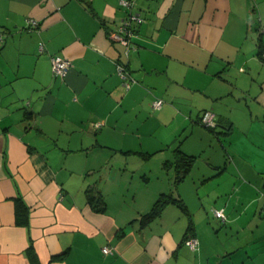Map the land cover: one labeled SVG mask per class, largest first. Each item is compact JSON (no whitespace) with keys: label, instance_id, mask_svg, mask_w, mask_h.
<instances>
[{"label":"crops","instance_id":"crops-1","mask_svg":"<svg viewBox=\"0 0 264 264\" xmlns=\"http://www.w3.org/2000/svg\"><path fill=\"white\" fill-rule=\"evenodd\" d=\"M121 1L0 0V264H264V0H137L127 56ZM177 151L207 162L175 183ZM215 178L223 204L191 213ZM161 195L184 209L141 225Z\"/></svg>","mask_w":264,"mask_h":264},{"label":"built area","instance_id":"built-area-1","mask_svg":"<svg viewBox=\"0 0 264 264\" xmlns=\"http://www.w3.org/2000/svg\"><path fill=\"white\" fill-rule=\"evenodd\" d=\"M136 1L137 0H122L120 2L121 6L125 9L129 10L128 15L125 19L116 27L115 31H113L110 34L111 40L113 42L119 43L122 45L125 49V55H128V52L132 45V40L136 36V28L135 25L141 24L143 22V18L136 13H133L132 9L136 7ZM29 27L28 29H35L38 27V22L35 20H29L28 21ZM0 40H2V36H0ZM42 49V46L40 45V48ZM51 65H52V76L59 80H64L67 76V73L71 67L68 60L65 58L59 56V55H53L51 57ZM118 72L123 81L125 82L126 88H129L131 85V82L128 81L130 75L128 71L126 70V67L123 65H119ZM134 82V81H132ZM130 84V85H129ZM163 102L161 100H156L152 104V108L154 110H159L162 106ZM216 117L210 112H205L200 122L207 128H213L216 125ZM96 128L100 127V124L95 125ZM213 215L217 218L223 221L224 214L222 210H212ZM188 246L191 247V249L196 248V241H194L192 238L186 240L185 242ZM103 254H110V248L104 247L102 249Z\"/></svg>","mask_w":264,"mask_h":264},{"label":"trees","instance_id":"trees-1","mask_svg":"<svg viewBox=\"0 0 264 264\" xmlns=\"http://www.w3.org/2000/svg\"><path fill=\"white\" fill-rule=\"evenodd\" d=\"M259 56L261 59H264V51H261L259 53ZM217 124V119L215 120ZM216 126V125H215ZM213 129V128H212ZM195 157L189 156L187 154H184L180 151H177L175 155V164H174V172H175V177L174 181L175 183L180 182L183 180L185 175L188 173L190 167L194 163ZM90 199L96 200L97 196H92ZM99 200L97 204L101 205V199ZM168 204H176L184 209V205L181 200L173 198L171 195H161L153 204L151 210L146 213L145 215H142L140 218V224L141 225H146L149 222H151L153 219L158 217L162 210L167 206ZM15 205H16V213H17V223L18 224H27L28 223V216H27V209L24 203L20 198L15 199ZM102 209V208H101ZM193 229L191 224H188L187 231L184 235V241L190 239L193 237Z\"/></svg>","mask_w":264,"mask_h":264},{"label":"rangeland","instance_id":"rangeland-1","mask_svg":"<svg viewBox=\"0 0 264 264\" xmlns=\"http://www.w3.org/2000/svg\"><path fill=\"white\" fill-rule=\"evenodd\" d=\"M205 152H206L205 154H209L208 151H205ZM186 154H188V153H186ZM221 158L224 159V161H227L226 160L227 158H226V155H225L224 152H223V155H222ZM195 159H196V161L194 163L195 166H194V168L192 170V174L188 176V180L191 179V176L193 175V171H196V169L198 167H200L201 164L203 165V163L206 164V162H207L206 161V155H204V153H200V156H196ZM230 162H231V160H230ZM260 163H261L260 166H261L262 170H264V155L260 156ZM227 165H229L228 169L230 171V169H232V165H231V163H229ZM217 184L220 185V184H223V183L220 180H218V178H215V179H213L211 181H208L203 186H201L199 188L197 199H195V197H193V198L187 197V199H184L186 205L191 210V213L194 212L195 208H198V206H200V208H202L204 210L206 209V211H207L208 209H210L212 207L213 203H216V202L219 201V203L223 204L225 199H220L221 198L220 195L219 196L217 195V189H216V186H215Z\"/></svg>","mask_w":264,"mask_h":264}]
</instances>
